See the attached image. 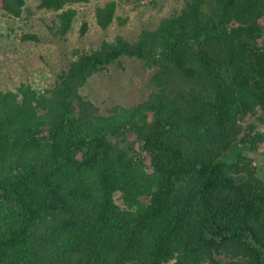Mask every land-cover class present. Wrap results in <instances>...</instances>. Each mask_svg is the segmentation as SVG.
Listing matches in <instances>:
<instances>
[{"label": "trees", "instance_id": "1", "mask_svg": "<svg viewBox=\"0 0 264 264\" xmlns=\"http://www.w3.org/2000/svg\"><path fill=\"white\" fill-rule=\"evenodd\" d=\"M88 1L37 8L64 36ZM1 4L20 18L26 0ZM181 4L48 87L0 90V264H264V166L250 156L264 143V0ZM115 7L96 8L102 29ZM122 57L152 70L151 91L104 112L81 89Z\"/></svg>", "mask_w": 264, "mask_h": 264}, {"label": "rangeland", "instance_id": "2", "mask_svg": "<svg viewBox=\"0 0 264 264\" xmlns=\"http://www.w3.org/2000/svg\"><path fill=\"white\" fill-rule=\"evenodd\" d=\"M109 1L116 4L112 24L98 26L95 10ZM38 0H26L20 18L4 14L0 0V90H15L21 83L41 89L50 86L56 74L79 53L94 50L104 41L117 36L135 40L143 29H154L159 22L178 11L181 0H89L73 4L76 10L71 29L64 35L56 34L57 17L54 11L38 9ZM83 23L87 28L81 33ZM30 34L36 39H22ZM151 69L143 67L137 58L122 57L90 77L81 93L102 111L112 106H129L147 98ZM259 130L264 126L256 122ZM255 163L264 166V143L250 153ZM115 202L121 205L119 193Z\"/></svg>", "mask_w": 264, "mask_h": 264}]
</instances>
